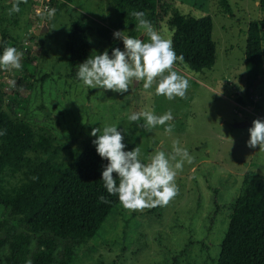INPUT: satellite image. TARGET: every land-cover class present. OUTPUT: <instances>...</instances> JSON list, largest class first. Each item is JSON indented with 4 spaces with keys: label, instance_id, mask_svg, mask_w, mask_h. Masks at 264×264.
Segmentation results:
<instances>
[{
    "label": "rangeland",
    "instance_id": "374dc122",
    "mask_svg": "<svg viewBox=\"0 0 264 264\" xmlns=\"http://www.w3.org/2000/svg\"><path fill=\"white\" fill-rule=\"evenodd\" d=\"M161 1L186 15H210L218 53L214 68L203 73L173 64L189 86L183 97L171 100L155 94V81L148 88L143 80L134 81L127 92L117 93L87 89L77 80L66 48L71 21L111 28V0H72L65 6L63 0H19L18 12L11 11V0H0V51L5 41L20 53L21 63L19 69L0 67V88L11 117L34 133L28 157L61 171L76 150L93 145L89 133L100 122L118 124L126 150L139 147L144 161L154 149L171 151L173 140L192 156L177 171L176 194L167 204L128 209L119 203L94 238L74 246L70 264H217L246 176H264V150L246 145L251 122L264 119V68L263 81L249 92L245 65L249 24L264 21L262 0H228L231 12L220 0ZM168 17L152 27L172 40ZM261 32L264 36V25ZM92 37L91 56L123 49L120 39L111 45ZM145 109L157 115L171 111L173 120L166 122L171 130L158 125L149 131L140 126L142 120H127ZM244 121L249 124L236 125ZM21 181V172L9 170L2 186L9 191ZM2 220H11L4 205Z\"/></svg>",
    "mask_w": 264,
    "mask_h": 264
},
{
    "label": "trees",
    "instance_id": "16d2710c",
    "mask_svg": "<svg viewBox=\"0 0 264 264\" xmlns=\"http://www.w3.org/2000/svg\"><path fill=\"white\" fill-rule=\"evenodd\" d=\"M71 1L63 0V6ZM111 2L115 17L112 29L94 27L83 19L71 21L66 48L75 75L79 63L92 54L94 34L111 45L117 40L113 37L114 29L142 38L136 19L131 15L134 10L145 12L151 25H159L169 14L172 46L177 56L183 57L174 64L194 73L214 68L218 53L210 15H186L161 0ZM220 5L231 12L228 0H220ZM261 5L264 7V0ZM262 25L264 21L254 20L248 29L245 65L249 92L262 79ZM4 47L5 41L1 51ZM0 132L3 133L0 134V205L11 214V220L0 221V264H25L28 259L32 264H70L75 257L74 246L94 238L120 203L115 195L106 191L100 179L102 166L107 161L99 157L94 145L76 150L61 171L28 157L35 141L34 133L8 113L1 88ZM9 170L21 172L22 181L8 191L3 188L2 180ZM33 243L35 250L31 249ZM5 248L10 251L2 256ZM217 264H264V176H246Z\"/></svg>",
    "mask_w": 264,
    "mask_h": 264
},
{
    "label": "clouds",
    "instance_id": "9594fccd",
    "mask_svg": "<svg viewBox=\"0 0 264 264\" xmlns=\"http://www.w3.org/2000/svg\"><path fill=\"white\" fill-rule=\"evenodd\" d=\"M11 11L18 12L19 0H11ZM55 10H50V14ZM138 26L142 27L148 40L125 35L123 30L113 32V37L122 40L123 49L114 47L111 53L105 51L88 56L79 63L76 70L77 80L87 89L98 88L123 93L133 86V82L143 80L148 88L155 81V94L167 99L183 97L189 86L187 78L173 70V64L181 60L172 46V41L153 29L143 11H132ZM19 69L20 53L15 47L6 46L0 51V67ZM166 73V74H165ZM129 122H140L142 127L151 131L158 125H165L170 131L173 120L171 111L157 115L151 109L132 112L127 115ZM116 123H101L89 133L91 141L102 160L101 177L103 187L109 194L115 195L128 209L167 204L176 194L175 177L185 162L191 163L188 149L181 147L178 140L172 141L171 151L154 149L146 161L142 160L139 147L126 150L122 131ZM246 145L264 150V119L257 118L248 128ZM123 133L127 131L123 129ZM0 134H3L0 132ZM115 173V175H114ZM103 199V197H101ZM25 264H32L31 259Z\"/></svg>",
    "mask_w": 264,
    "mask_h": 264
},
{
    "label": "water",
    "instance_id": "95a60500",
    "mask_svg": "<svg viewBox=\"0 0 264 264\" xmlns=\"http://www.w3.org/2000/svg\"><path fill=\"white\" fill-rule=\"evenodd\" d=\"M262 81H263V80L260 79L258 82H262ZM247 124H249L248 121H244V122H238V123H236L237 126H244V125H247Z\"/></svg>",
    "mask_w": 264,
    "mask_h": 264
},
{
    "label": "built area",
    "instance_id": "2783aa9c",
    "mask_svg": "<svg viewBox=\"0 0 264 264\" xmlns=\"http://www.w3.org/2000/svg\"><path fill=\"white\" fill-rule=\"evenodd\" d=\"M259 98V97H258ZM258 98H256V99H258Z\"/></svg>",
    "mask_w": 264,
    "mask_h": 264
}]
</instances>
